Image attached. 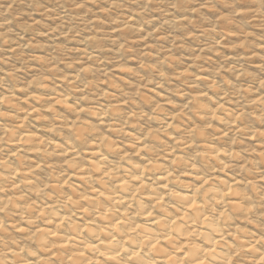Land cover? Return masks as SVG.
I'll return each mask as SVG.
<instances>
[{"label":"clouds","instance_id":"9594fccd","mask_svg":"<svg viewBox=\"0 0 264 264\" xmlns=\"http://www.w3.org/2000/svg\"><path fill=\"white\" fill-rule=\"evenodd\" d=\"M0 264H264V0H0Z\"/></svg>","mask_w":264,"mask_h":264}]
</instances>
